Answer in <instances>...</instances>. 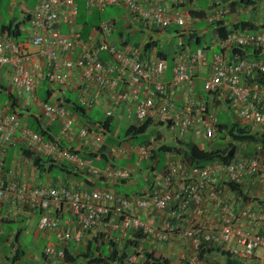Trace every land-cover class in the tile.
I'll use <instances>...</instances> for the list:
<instances>
[{"label": "built area", "instance_id": "built-area-1", "mask_svg": "<svg viewBox=\"0 0 264 264\" xmlns=\"http://www.w3.org/2000/svg\"><path fill=\"white\" fill-rule=\"evenodd\" d=\"M192 1L86 0L88 9L123 5L147 28L149 36L141 44L144 46L133 49L121 38L110 39L117 29L115 19L100 22L96 34L82 38L76 28L79 13L76 0H37L25 27L28 40L10 39L7 32L0 35V78L3 73L8 75L18 97L29 104L38 103L41 117L50 124L60 120L62 136L80 137L84 145L94 149L105 143L108 130L100 123L94 126L89 121L76 128L80 110L72 109L65 101L64 92H76L77 102L88 111L105 100L107 106L103 108L107 116L125 109L128 118L136 124L154 118L157 124L180 134L199 130L204 139H213L217 115L206 101L193 95L200 66L209 70L205 91H217L221 99L230 101L242 122L264 127V83L250 80L264 75V58L241 55L228 59L227 56L236 48L263 49L264 30H229L225 38L212 45H217L219 50L210 60L207 54L210 48L205 45L195 50L177 46L169 80L165 79L168 63L160 48L145 47L150 38L158 41L157 34L178 35L170 27L187 32L194 18L185 5ZM229 12L227 5H219L206 14V19L214 23ZM63 25L70 26L72 32L64 31ZM43 81L48 86L44 100L38 97V87ZM180 87L188 90V97L178 104L172 91ZM142 90H146V95L141 94ZM23 109L16 102L0 105V224L10 214L8 208L3 210L6 205L41 211L39 231L55 238L45 248L48 258H65V248L70 243L81 242L87 234L104 228L143 233L154 245L184 243L187 250L180 253L183 264H204L201 249L209 245L228 252L239 264H264V234L250 228L264 221V211L232 198L218 180L225 181L228 188V183H241L250 177L264 179L262 155L204 166L171 159L161 183L150 186L145 193L128 197L64 181L36 182L21 178L15 168L7 170L8 147L21 144L54 161L66 159L79 167H88L97 177L101 176V170L91 158L64 149L34 130L22 120L29 112ZM163 141L164 138L159 140ZM157 143L152 136L146 145L133 151L141 160L150 156ZM104 174L108 179L126 178L130 170L107 167ZM154 211L159 214L158 224L149 220ZM124 264H144V259L133 252Z\"/></svg>", "mask_w": 264, "mask_h": 264}, {"label": "trees", "instance_id": "trees-1", "mask_svg": "<svg viewBox=\"0 0 264 264\" xmlns=\"http://www.w3.org/2000/svg\"><path fill=\"white\" fill-rule=\"evenodd\" d=\"M256 4H257V0H221V1L220 0L218 1L210 0V4L208 5L209 10L208 9H207L208 11L201 10L200 15L198 16H200L201 18H206V14L211 9L219 5L220 6L227 5L230 8L229 14L237 13L238 15L239 13L238 10L240 9H249L254 14L255 9H256ZM80 11H81V15H79V18L77 19L79 24L82 23V26H84L90 20H91L90 22H92L93 24L96 23L95 21L97 20L89 19L88 16L84 14L85 13L84 8L81 6H80ZM195 14L196 13L193 12L192 16L195 17ZM29 15L30 13L28 14V16ZM225 21L226 20L224 19V20H217L214 22V23H217L215 27V31H214L215 35L213 36V39L210 40V42L205 41L203 45L210 48L214 43L219 41V38H225L229 30L231 29L239 28L242 30L243 29L264 30V24H261L260 26L255 25V23H253L254 21H252L251 19H247V20L243 19L240 22L234 23L233 25L226 24ZM19 25L20 23H17L14 27L12 25L7 27L8 33H9L8 37L10 39H15L20 36L21 31L19 29ZM98 25L96 26V28H98ZM16 29H18V31H16ZM172 29H173L172 27L169 28V30H172ZM89 30H90V26L85 25L83 30L80 32L78 31V33L80 34V36L81 34L84 36H87ZM177 32H179L178 36L183 37V40H182L183 42L182 43L180 42L178 45L182 48L183 47L192 48L194 44H202V37L204 36L199 34V32L193 27V25L190 29H188L187 32H180L178 30ZM214 38H215V42H214ZM155 46L160 48L161 47L160 42L150 38V40L147 42V47L151 48ZM159 50H160L159 52L162 51V49H159ZM228 54H232L231 59H233V57L235 58V56L238 58V56H241V55L242 56L245 55L246 57H249V58H264V48L263 49H255L254 47H246L244 49L236 48V49H233V53L230 52ZM165 58L168 64L171 66L174 55L173 56L170 55L169 57L166 55ZM250 80L251 81L260 80L261 83H264V75H261L258 79L250 78ZM43 83L47 85L46 81H44ZM203 90L205 91V89ZM1 91L2 90L0 89V92ZM73 93H74L73 91L64 92L63 96L65 98V101L72 105L71 106L72 109H77V110L79 109L82 115L88 114V117L91 118V116L89 115V111L91 110L88 111L86 107H84L83 105H80L77 102V93L76 92L74 94ZM193 95L199 100L206 101L208 103V108H212V110L215 111L217 115L216 136L211 140H206L203 138L204 143L202 144L198 143V141H196L197 139L193 140L191 137L185 138L184 140H180L179 137H175V144L172 142L167 144L165 143V141L159 142V140L161 141L164 138L162 137V135L155 136L156 139L158 140V143L155 144L153 148L150 150V156L145 157L141 160H139V157H138L137 161H135L136 164H134V167L132 166L123 167V168H128L130 170V176L126 178L118 177V178L108 179V177L104 174V170L107 167L119 168L122 166L108 164L105 167H99L96 165V160L98 159L99 156H103V155L110 156L111 155L112 158L116 157V152L107 148L108 146H107L106 140H108V142L111 144H114L115 142L114 137L112 138L108 137L109 134H107L108 138L106 137L105 143H103L102 146L99 147L98 149H94L92 147H89L88 145H84L86 148L84 150L83 149L82 150L81 149H68L69 151L79 154L80 156L84 158H89V159L91 158L93 160V164L96 167H99V169L101 170L100 177H97L95 174H93L88 167H79L75 165L73 168L69 164L59 165V164H56L53 159L48 158V157L45 159V161H43L44 156H41L40 154H38L32 149L26 148L24 146L22 147H23L25 154L33 158L35 166H38L41 171L43 170L47 171L43 167V165H44V162L50 161L51 162L50 169L53 170L55 167H57L60 171L64 170V173H66L64 174V176L66 178H69L72 176L78 178L80 173L85 174L87 172L89 175L95 178H98L99 180L101 179L107 182V185L105 188L99 187L97 185L98 187L93 188V189L110 190L124 197H128L133 194L139 195L141 193H145L146 189L149 188L150 186L153 187L157 183H161V176L164 177L167 174V171H168L167 165L171 159L182 160V162L186 163L187 165H191V166H204V165H207L209 163H214V162H224V163L232 162L233 160H237L239 158L240 153L242 154V158H250L254 155L264 153V127H257L256 125L252 123L242 122L239 118L240 116H239L238 110L231 105L230 101L228 100L224 101L223 99H221L217 91L209 90V91H205V93L202 94L201 91L196 92V89L194 86ZM115 118H116L115 114L112 116H107L105 114V117L101 120L99 119L91 120L90 119L88 121L94 126L96 123H100L102 126L104 125L107 130L113 133L115 132V129H113L115 128L113 126L114 122L116 121ZM37 119L38 120L36 121L35 124L32 122L30 123L28 121V123H30V126L34 130L42 133L46 139L52 140L58 143L56 140L53 139V136L50 133V130H51L50 126L48 127L43 126L41 119H39L38 117ZM152 123H153L152 118L145 119L137 124L133 122V124L123 129V135L134 137V139H137V138L139 139L140 135L144 134L146 131L149 130V128L152 126ZM151 137H149L147 141H149ZM141 141H140L141 143H139V146L147 144L146 140L143 141L142 139ZM168 151L172 152L170 156L167 154ZM161 155L165 157L166 162L163 168L159 169L158 166L162 158ZM86 169L90 172H88ZM88 178L85 179L87 181L85 185L88 186L87 189H91L93 185L95 186V182H93L92 180ZM63 181L64 183H67L66 180H63ZM136 182H138L139 186L137 187L139 188H135V189L134 187L131 188L130 186ZM109 183H112V184H109ZM120 185H125V188H119ZM227 185H229L231 189L235 190L237 194L239 193L240 196L243 195L244 199H246L247 197L253 198V199L257 198L255 196H251V195L249 196V194L247 193H246L247 195H244L243 192L240 190L239 183L237 182H231V183H228ZM5 207L6 208H3V210L5 209L7 210V205ZM39 214H41V211H39ZM54 214H55L54 212H51V215H54ZM15 215L16 217H14ZM17 217H18V213H12V215L9 214L8 217L5 218L0 224V231H2V233L0 234V250L5 249V251L10 253L11 250L13 249L12 246L15 245L16 253L14 252L15 254L13 253L11 255L12 256L11 260L13 262H17L21 260L22 258L24 259L26 255L25 252L27 249V246H26V249L24 247L21 248L19 246V244L23 242V238L26 237V236H22L26 228L20 226L21 221L17 219ZM115 217L116 219H119L118 215H116ZM12 223H16L18 224V226L16 228L9 226V224H12ZM3 225L6 227V229L5 228L2 229ZM98 231L96 233H92L90 238L88 239H86V236H85V238L82 239L81 242L70 243L71 247L69 248L68 246L65 248V258L63 259L57 258V257H53V258L64 260L68 264H78V263L124 264L126 259L129 256V252L126 250V247L131 245L133 242H135V240L132 239L131 237L125 239V241H127V244L125 245L124 248H120L118 244L114 242V240L110 239L106 241L107 238L105 237L104 233L105 231H111V230L103 229L101 232H98ZM13 232H14V235L12 237ZM260 233L264 234V232L262 231ZM139 234L133 233L134 237L138 239L139 238L147 239L144 237L143 233H139ZM10 237L13 238V240L11 241V244L8 243V239ZM81 245H83V247H81ZM76 247L78 249H76ZM71 249L73 250L76 249L75 254L71 251ZM213 253L215 255L221 256L225 260V264H239V261L233 258L231 254H229L228 252L224 253L217 246H211V245H209V247H207L206 249L204 248L201 249L200 258L202 260L204 258L205 260L207 258L209 259V257H211ZM145 256L146 258L144 259V264H174L169 258L162 256V254L156 255L155 251L147 252ZM43 257L48 258L45 253H43ZM217 264H219V262H217Z\"/></svg>", "mask_w": 264, "mask_h": 264}, {"label": "crops", "instance_id": "crops-1", "mask_svg": "<svg viewBox=\"0 0 264 264\" xmlns=\"http://www.w3.org/2000/svg\"><path fill=\"white\" fill-rule=\"evenodd\" d=\"M78 7H79V13H78V17L79 15H81V11H80V6L84 8V11L89 19H93V20H97L95 21L96 23H92V22H88L85 25L90 26V30L88 32L87 36H84L81 34L82 38H87L89 36H93L94 34L97 33V28L96 26L104 21V20H110V19H115L116 20V27L117 29L114 30V32L111 34L110 39H114L117 37L120 39H122L126 44H128L130 47H132L133 49H139L144 40L149 36L147 35L149 31H147V28H144L142 23L140 21H138L137 19H135L134 17H132L126 10V8L123 5H112L117 7L120 10V13L118 18L117 16H112V17H107V19H103L102 16V12H105V8L104 9H99L97 7H94L92 9H88L86 7V0H76ZM218 1V0H217ZM221 1V0H220ZM210 4V0H193L192 2H189L188 4L185 5V7H188L187 9L191 10V14L193 15V12L196 13L194 18V23H193V27L199 32V34L203 35L205 33H201V31L198 30L197 28V24L201 23L202 21H206L208 22V20H206V18H201L200 13L201 10H205L208 11L209 10V5ZM108 7V6H107ZM121 8V9H120ZM208 9V10H207ZM239 13L237 15V13H231V14H226L224 15L220 20H226L225 23L229 24V25H233L236 22H240L241 20H247V19H251L252 21H254L253 23H255V25H261L264 24V0H257V4H256V9H255V13L253 14L251 10L249 9H240L238 10ZM32 11H28V9L22 10V15L23 17L20 16V18L18 19L17 22H15V18H12L10 20L9 24H0V35H6V32L8 33V28L10 25H12L13 27L17 24L20 23L19 25V29L21 31V34L18 38H15L13 40H28L27 34L25 32V27L27 25V17L28 14L31 13ZM103 19V20H102ZM100 21V22H99ZM80 22V21H79ZM99 22V23H98ZM23 24V25H22ZM209 25H211L213 27L212 30V36L215 35L214 31H215V27L217 25V23L214 24H210L208 22ZM84 25V26H85ZM84 26H82V23H78L77 21V26L76 28L78 29V31H82ZM63 30L66 32H72V28L68 25H63ZM16 31H18V29H16ZM172 32L177 31L176 27H173V29L171 30ZM135 33H140V38L138 39H134L135 37ZM124 36H122V35ZM9 35V33H8ZM80 35V34H79ZM158 38V41L161 44L160 49H162L161 51V55H163L164 57H166V55L169 57L170 55H174L175 50L177 48H172L171 50H166V44L165 41L167 39H172L173 37H177L180 41L182 42L183 37L182 36H178L176 35V33H168V34H157L155 36V38ZM148 39V38H147ZM166 39V40H164ZM214 42H215V38H214ZM147 46V44H145V47ZM152 49V47L150 48V50ZM215 51H218V47L217 46H211L210 49L207 51L208 53V59L210 60L212 58V55ZM228 59H231L232 54H228ZM168 59V58H167ZM168 63V62H167ZM174 63V58L172 61V65L170 66L168 64V69L167 72L165 74V79L169 80L172 77V66ZM209 70L206 66H200L198 68V72L197 75L195 77V81H194V86L196 89V92H200L202 94L205 93L204 89V84H205V80L206 77L208 76ZM44 82V81H43ZM203 83V84H202ZM7 84H9L11 87V83L9 81V76L6 75L5 73L2 74V77L0 78V89L2 90L1 92H5L8 93L10 96V104L12 102H16V104L20 105L22 104L24 106L23 111L28 112V114H25L22 117V120H24L25 122H32V123H36V121L38 120L37 117L39 119H41L42 125L43 126H50L51 130L50 133L53 136V139L56 140L62 148L64 149H86L83 141L80 137H64L61 135V121L57 120L53 123H49V121H47L44 117L42 116V110H41V106L38 103H34V104H29L27 101L21 100L20 97H18V93L14 91L13 87L10 91H8L7 88ZM48 92V88L47 85L45 83H41L38 87V97L42 100H44L46 98ZM75 93V92H74ZM73 93V94H74ZM142 95H146V90H142ZM45 96V97H44ZM172 96L173 99L179 104L182 101H185V99L188 97V90L185 87H180L177 89H174L172 91ZM104 104H101L100 106L95 107L99 108V109H103V106H107V102L102 101ZM27 107V108H26ZM22 108V107H21ZM227 108V107H226ZM31 111V112H30ZM92 111V110H91ZM91 111H89V115L91 116ZM33 112V113H32ZM32 113V114H31ZM116 118H115V122H114V127L113 129H115V132L111 133V131L108 132L109 134V138L114 137L115 138V142L114 144H111L107 141V148L113 150L114 152H116V157H111V155H103V156H99L98 159L96 160V165L99 167H105L108 164H113V165H117V166H132L134 167V164H136L135 161H137L138 159V155L136 153H134L133 148L135 149L136 147L139 146V143H141L142 139H134V137H130V136H124L123 134V129L131 124H133V120L128 118L127 114H126V110L125 109H118L115 113ZM36 117V118H35ZM41 117V118H40ZM104 118V117H103ZM101 118V119H103ZM98 120L96 118H90L88 117V114L86 115H82L81 113L78 115V124L76 125V128H78V126L84 125L88 120ZM99 119V120H101ZM153 123L152 126H154V128L151 126V128H153L151 130V132L149 134H147L145 136V138H143V141H147V139L151 136H159L162 133H164V135H162V137H194V140H198V143L203 140V135L202 132H199V130H196L195 132L193 131H186L184 134H180L177 131L171 130L170 128H168L166 125H160L157 124V120L152 118ZM119 127L117 129V127ZM113 131V130H112ZM192 132V133H191ZM145 133H148V131H146ZM144 133V135H145ZM107 137V138H108ZM185 139V138H183ZM170 139H167V141ZM141 141V142H140ZM23 145L17 144V145H13L8 147V153H7V157H6V168L7 170L11 169V168H15L17 170L20 171V177L21 178H25L27 180L32 179L33 181L36 182H42V183H52V182H58V181H63L66 180L67 184H73L76 185L78 187L81 188H88L87 185H85V183H87V181L85 180L86 178L92 180L93 182H95V186L93 185L91 187V189L96 188V187H103L105 188L107 185L106 181L103 180H99L98 178H95L91 175H89L87 172L85 174L80 173L79 177H69L66 178L64 176V170H61V174L60 175H52L49 174V176L43 180L40 174V168L38 166H35L34 160L32 157H29L25 154L24 150H23ZM82 152V151H81ZM47 157H44L43 161H45ZM239 158H242V154H239ZM238 158V159H239ZM43 163V162H42ZM56 164L59 165H63V164H69L71 165L73 168L76 164L63 159L62 161H55ZM50 161H46L44 162L43 167L47 170L48 173H50L52 170L50 169ZM87 170V169H86ZM88 171V170H87ZM90 172V171H88ZM64 176V177H63ZM137 177V176H136ZM29 178V179H28ZM98 182V183H97ZM100 183V184H99ZM222 184V188L226 189L227 187L224 186L225 184L222 183L221 178H219V184ZM112 184V183H109ZM98 185V186H97ZM139 186L138 182L134 183L133 185H131L130 187L134 189L135 188H139L137 187ZM239 187L240 190L243 192L244 195L249 194V196H255L257 198H249L247 197L246 199H244V196H240L239 193L237 194L235 190L232 189V191L230 192H226L228 195H230L232 198H235L238 202L241 201H245V203L249 206H251L254 209H258V210H263L264 211V179H261L259 177H250V178H246L245 180H243L241 183H239ZM119 188H125V185H120ZM256 190V191H254ZM247 193V194H246ZM6 208V207H4ZM8 210H10V214L12 215V213H18V217L17 219H19L20 222V226L26 228L25 232L23 233L22 236H26V234H30L29 228H27V226H29L30 224H32V220L34 221L35 219L39 220L40 214L38 210L35 209H31L29 207H23V208H19L16 209L14 207H7ZM6 210V209H5ZM4 210V211H5ZM16 217V216H15ZM146 217V215L144 216ZM149 220L153 223V224H158L159 222V214L157 211L152 212V216H149ZM38 224V223H37ZM2 229H6V227L3 225ZM253 231H262L264 232V221L261 222L258 226H255L252 224V226L250 227ZM104 228H99L98 232H101ZM97 232V231H96ZM96 232H91L89 234L86 235V239L90 238L92 233H96ZM105 237L107 238L106 241L108 240H114V242H116L118 244V246L120 248H124L125 245L127 244V241H125V239L127 238H132L135 240V242H133L131 245L126 247V250L129 252V255L133 252L138 253L142 259L146 258V253L147 252H156V255H160L162 254V256L169 258L172 263L174 264H183L182 262L176 260V257L178 254L183 253L185 250H187V247H185V244L182 243L180 245L175 244H170V245H163L161 246L159 245H154L152 244V242L149 239H142V238H136L133 235V232L128 231V232H124L121 230H111V231H105ZM14 235V232L12 233V237ZM36 239V238H34ZM51 240L53 239V236H51ZM50 240V241H51ZM19 246L21 248H25L24 243H20ZM76 246V245H75ZM71 247V244L69 245V248ZM76 249H78L76 247ZM75 250L71 249V251L75 254ZM11 252H13V249L11 250ZM10 252V253H11ZM16 253V251H15ZM14 253V254H15ZM26 255L24 257V259L22 258L21 260L17 261V262H13L10 259L7 258H3V253L0 250V264H44L43 261L40 260V258H34V259H29L27 257V253H28V249H26ZM158 253V254H157ZM12 254V253H11ZM214 254V253H213ZM11 256V255H9ZM61 260V259H60ZM219 264H225V260L223 259L222 261L219 260L218 261ZM55 264H68L66 263L64 260H61Z\"/></svg>", "mask_w": 264, "mask_h": 264}, {"label": "rangeland", "instance_id": "rangeland-1", "mask_svg": "<svg viewBox=\"0 0 264 264\" xmlns=\"http://www.w3.org/2000/svg\"><path fill=\"white\" fill-rule=\"evenodd\" d=\"M36 3H37V0H0V24H5V25L9 24L10 20L12 18H15L14 21L17 22L18 19L20 18V16L22 15V10H24V8H25V9H28V11L33 12L35 10ZM105 9H106L105 12L104 13L102 12L103 19H107V17L109 18L112 16H117V18H118L119 14H121L120 10L115 6H108ZM21 17H23V15ZM197 28L199 31H201V33H205V34H203L204 37H202V44H194L192 47L193 50H195L199 47H202L203 44L205 43V41L210 42V40L213 39V36L211 33L213 30V27L211 25H209L208 22L202 21L201 23L197 24ZM140 35H141L140 33H135L134 39H137V38L139 39ZM164 40H166V39H164ZM179 41L180 40L177 37H173L172 39L171 38L167 39L165 41L166 50L168 51V50H171L172 48H176L175 45L179 44L180 43ZM7 88H8V91H10L12 89V87L9 84H7ZM21 99H22V97H21ZM10 102H11V100H10L9 94L5 93V92H0V105H8L9 106ZM91 117L96 118V119H101V118L105 117V112L103 111V109H99V108L93 109L91 111ZM152 127L154 128V126H152ZM118 128L119 127H117V129ZM153 128L150 127L148 130V133H145V135L144 134L140 135L139 139L141 140V139L145 138V136L147 134H149ZM183 138H188V137H182V138H180V140H184ZM191 138L194 140V137H191ZM167 139H170V140L167 141ZM164 141L167 144L170 142L175 144V137H164ZM196 141H198V140H196ZM199 143L200 144L204 143V140H201ZM167 154L170 156L172 154V152L168 151ZM240 155H241V153H240ZM258 155H262V157H264V153H260ZM161 157L162 158H161V161H160L159 166H158L159 169H162L165 162H166L165 157L163 155H161ZM40 174H41L42 179L45 180L49 176V174L60 175L61 171L57 167H55L50 173L43 170V171H40ZM222 183L225 184V181H223ZM224 186H226V184ZM230 191H232V189L229 186L226 189V192L228 193ZM254 191H256V190H254ZM38 221H39L38 219H35L34 221L32 220V224L27 226V228H29L30 234H26V237L23 238L25 249H26V246L28 249L27 257L29 259L30 258L36 259L39 257L40 260L44 262V264H55L61 260L55 259V258H44L43 257V253H45L46 246L49 243L53 242L55 240V238L53 237L54 240H51L52 234H46V233L40 232L38 227H37ZM9 226L16 228L18 226V224L12 223V224H9ZM34 238H36V239H34ZM12 240H13V238L10 237L8 239V243L11 244ZM12 247H13V252H11V253L13 254L15 252L16 248H15V245H13ZM81 247H83V245H81ZM1 251L3 253L2 257L4 259L5 258L10 259L12 257V256H9L12 254L5 251V249L1 250ZM180 256H181V254L177 255L176 260L180 261ZM219 260L222 261L223 258L219 255L213 254V255H211V257H209V259L207 258L205 260V258H204L203 262H204V264H217V262Z\"/></svg>", "mask_w": 264, "mask_h": 264}]
</instances>
